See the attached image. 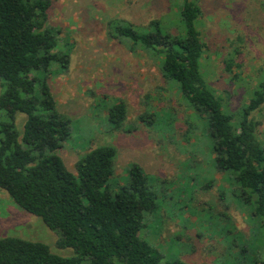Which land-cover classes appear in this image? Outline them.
Returning a JSON list of instances; mask_svg holds the SVG:
<instances>
[{
    "label": "rangeland",
    "instance_id": "1",
    "mask_svg": "<svg viewBox=\"0 0 264 264\" xmlns=\"http://www.w3.org/2000/svg\"><path fill=\"white\" fill-rule=\"evenodd\" d=\"M197 4L204 43L199 71L224 110L233 112L249 98L254 73L264 74V0ZM180 7L181 0L50 1L46 25L57 41L53 53L64 55L67 65L60 68L53 61L48 84L56 109L70 119V134L56 153L74 173L75 161L88 149L112 145L110 188L126 184L129 166L139 164L155 194L140 237L165 258L258 264L260 231L235 197L229 172L216 168L204 121L190 114L175 80L159 70L153 50L131 48L128 39L109 33V20L131 23L137 31H152L149 22L156 20L161 31L183 34ZM117 101L126 114L120 129L113 130L105 117ZM254 119L264 148V103ZM15 120L20 129L23 117ZM5 236L43 242L60 256L72 254L56 247L55 232L0 188V237Z\"/></svg>",
    "mask_w": 264,
    "mask_h": 264
},
{
    "label": "trees",
    "instance_id": "2",
    "mask_svg": "<svg viewBox=\"0 0 264 264\" xmlns=\"http://www.w3.org/2000/svg\"><path fill=\"white\" fill-rule=\"evenodd\" d=\"M50 1L0 0V188L55 232L56 247L72 254L60 256L43 242L5 236L0 237V264H186L165 258L140 237L155 194L139 164L129 166L126 184L110 188L112 145L88 149L75 161L74 173L56 153L70 134V119L56 109L48 84L52 62L67 65L64 55L53 53L57 41L46 25ZM197 2L181 0L183 34L161 31L156 20L149 22L152 31L109 20V33L128 39L131 48L153 50L159 70L175 80L190 114L204 121L216 168L229 172L237 185L235 197L260 231L258 264H264V148L254 119L264 103V74L254 73L246 102L233 112L224 110L199 71L204 43ZM125 114L124 103L117 101L105 120L118 130ZM17 115L23 117L20 129Z\"/></svg>",
    "mask_w": 264,
    "mask_h": 264
}]
</instances>
